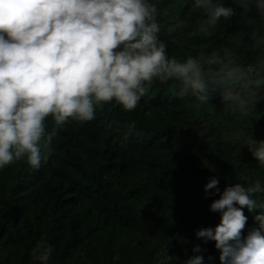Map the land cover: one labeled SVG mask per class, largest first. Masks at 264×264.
I'll use <instances>...</instances> for the list:
<instances>
[{
  "label": "trees",
  "instance_id": "16d2710c",
  "mask_svg": "<svg viewBox=\"0 0 264 264\" xmlns=\"http://www.w3.org/2000/svg\"><path fill=\"white\" fill-rule=\"evenodd\" d=\"M159 6L157 35L169 41V55L186 58L223 42L190 35L204 15L192 0H159ZM225 6L234 11L221 22L238 30L241 3L225 0ZM180 40L190 43L180 47ZM179 88L155 80L134 110L112 101L89 121L69 119L38 167L20 159L0 169V264H41L33 253L41 243L54 246L49 264H183L197 243L204 264H221L216 242L196 232L220 223L221 212L210 204L227 185L264 178L247 146L251 137L264 139V98L241 117L224 106L219 90L203 103ZM46 127L52 132L51 115ZM214 175L221 192L206 196ZM242 207L243 241L258 227L264 194L254 209Z\"/></svg>",
  "mask_w": 264,
  "mask_h": 264
},
{
  "label": "clouds",
  "instance_id": "9594fccd",
  "mask_svg": "<svg viewBox=\"0 0 264 264\" xmlns=\"http://www.w3.org/2000/svg\"><path fill=\"white\" fill-rule=\"evenodd\" d=\"M239 2V29L228 31L221 17L234 10L225 0H192L204 15L190 35L223 42L183 58L169 55V41L157 35L159 0H0V169L20 159L38 167L43 149L69 119L89 121L112 101L134 110L155 80L174 81L180 94L203 103L219 90L226 108L247 117L264 98V0ZM247 146L264 168V139L251 137ZM241 181L247 177L210 204L221 212L220 223L201 227L196 236L216 242L221 264H264V212L255 216L258 227L240 239L248 220L242 206H257L264 178ZM218 184V176L210 177L205 195L220 193ZM53 248L41 243L33 253L49 264ZM192 250L196 254L183 264H204L201 245Z\"/></svg>",
  "mask_w": 264,
  "mask_h": 264
},
{
  "label": "bare ground",
  "instance_id": "6f19581e",
  "mask_svg": "<svg viewBox=\"0 0 264 264\" xmlns=\"http://www.w3.org/2000/svg\"><path fill=\"white\" fill-rule=\"evenodd\" d=\"M111 104V103H110ZM227 160V159H226ZM141 165V164H140ZM136 167V166H135ZM142 171V170H141ZM119 172V171H118ZM143 172V171H142ZM226 172V171H225ZM226 174V173H225ZM160 178V177H159ZM133 182V181H132ZM116 184V183H115ZM129 186V185H128ZM187 194V193H186ZM132 204V203H131ZM40 205V204H39ZM38 205V206H39ZM102 207V206H101ZM33 208V207H32ZM66 216V215H65ZM61 228V227H60ZM70 232V231H69ZM115 235V234H114ZM105 236V235H104ZM135 237V236H134ZM105 243V242H104ZM147 245V244H146ZM14 248V247H13ZM60 248V247H59ZM65 250V249H64ZM69 254V253H68ZM93 258V257H92Z\"/></svg>",
  "mask_w": 264,
  "mask_h": 264
}]
</instances>
